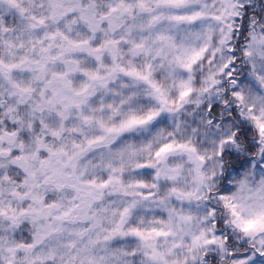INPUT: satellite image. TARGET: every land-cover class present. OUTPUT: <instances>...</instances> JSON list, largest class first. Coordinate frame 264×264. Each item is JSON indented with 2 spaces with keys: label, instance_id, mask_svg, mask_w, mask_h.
<instances>
[{
  "label": "snow or ice",
  "instance_id": "1",
  "mask_svg": "<svg viewBox=\"0 0 264 264\" xmlns=\"http://www.w3.org/2000/svg\"><path fill=\"white\" fill-rule=\"evenodd\" d=\"M0 264H264V0H0Z\"/></svg>",
  "mask_w": 264,
  "mask_h": 264
}]
</instances>
